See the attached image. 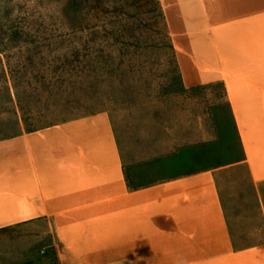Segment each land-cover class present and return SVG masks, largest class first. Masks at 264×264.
<instances>
[{
  "label": "rangeland",
  "instance_id": "rangeland-1",
  "mask_svg": "<svg viewBox=\"0 0 264 264\" xmlns=\"http://www.w3.org/2000/svg\"><path fill=\"white\" fill-rule=\"evenodd\" d=\"M175 54L158 0H0V140L105 112L140 181L233 161L222 85L184 87ZM220 186L232 247L247 251L182 259V245L156 242L153 258L120 259L106 242L85 262L264 264V183L253 196L239 170ZM56 249L44 225L0 231V264H58Z\"/></svg>",
  "mask_w": 264,
  "mask_h": 264
},
{
  "label": "crops",
  "instance_id": "crops-1",
  "mask_svg": "<svg viewBox=\"0 0 264 264\" xmlns=\"http://www.w3.org/2000/svg\"><path fill=\"white\" fill-rule=\"evenodd\" d=\"M158 1L184 87L222 85L238 157L140 181L105 112L19 125L0 140V231L46 226L58 264L105 258L89 244L106 242L120 259L153 258L156 242L182 259L247 251L232 247L220 179L243 170L253 196L264 183V0Z\"/></svg>",
  "mask_w": 264,
  "mask_h": 264
}]
</instances>
